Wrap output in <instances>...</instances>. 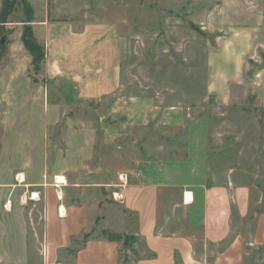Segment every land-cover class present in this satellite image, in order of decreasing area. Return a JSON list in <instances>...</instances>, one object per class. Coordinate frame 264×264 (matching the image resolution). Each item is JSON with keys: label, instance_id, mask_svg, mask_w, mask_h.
I'll return each mask as SVG.
<instances>
[{"label": "rangeland", "instance_id": "1", "mask_svg": "<svg viewBox=\"0 0 264 264\" xmlns=\"http://www.w3.org/2000/svg\"><path fill=\"white\" fill-rule=\"evenodd\" d=\"M28 1L45 49L39 68L21 39L22 7L0 25L5 203L20 199L21 172L38 174L27 162L49 171L70 153L67 177L99 197L90 234L123 182L142 178L171 204L192 187L248 186L252 234L264 212V0ZM18 64L20 77L4 76ZM12 216L7 230L18 232ZM121 240L131 264L138 242ZM245 264H264V247L248 246Z\"/></svg>", "mask_w": 264, "mask_h": 264}, {"label": "crops", "instance_id": "2", "mask_svg": "<svg viewBox=\"0 0 264 264\" xmlns=\"http://www.w3.org/2000/svg\"><path fill=\"white\" fill-rule=\"evenodd\" d=\"M16 56L11 54L9 61L14 63ZM16 67L6 68L4 76L13 72L9 76L16 80L21 65ZM14 84L8 89H15ZM72 158L70 153L58 156L49 171L42 162H27L39 172H21L20 199L9 197L5 203L6 194L0 196V264H122V240L109 239L104 230L137 240L136 252L128 257L131 264H245L248 246L264 247V212L256 215L248 234L250 189L232 183L185 189L171 204L156 181L127 182L120 189L123 198L107 203L112 208L102 207L100 232L90 234L99 197L92 201L91 188L67 177L75 167ZM61 176L65 182L58 180ZM16 212L20 229L7 230Z\"/></svg>", "mask_w": 264, "mask_h": 264}, {"label": "trees", "instance_id": "3", "mask_svg": "<svg viewBox=\"0 0 264 264\" xmlns=\"http://www.w3.org/2000/svg\"><path fill=\"white\" fill-rule=\"evenodd\" d=\"M19 6L22 7L25 19H24V30L21 36L22 42L27 50L32 55L33 64L36 68H39L40 63L45 54L44 46L36 39L33 34L31 22L33 21L34 8L28 0H2L0 8V25L11 22L12 16L17 12ZM1 58V56H0ZM104 236L109 239H122V236L116 233H111L107 230L103 231ZM90 234L85 235L87 239Z\"/></svg>", "mask_w": 264, "mask_h": 264}, {"label": "built area", "instance_id": "4", "mask_svg": "<svg viewBox=\"0 0 264 264\" xmlns=\"http://www.w3.org/2000/svg\"><path fill=\"white\" fill-rule=\"evenodd\" d=\"M126 184H127V182L124 181L123 184L121 185V187L124 188ZM114 195H115V198L117 197V198H119V200L123 198V194L120 191L115 192ZM31 197H34V193L32 194ZM37 198H39V196ZM60 214H62L61 209H60Z\"/></svg>", "mask_w": 264, "mask_h": 264}, {"label": "bare ground", "instance_id": "5", "mask_svg": "<svg viewBox=\"0 0 264 264\" xmlns=\"http://www.w3.org/2000/svg\"><path fill=\"white\" fill-rule=\"evenodd\" d=\"M21 177H23V175H21ZM20 177V178H21ZM58 180L61 181V182H65V178L64 177H58ZM36 196H38V194H35ZM187 198L188 199H191L192 198V195L190 193L187 194Z\"/></svg>", "mask_w": 264, "mask_h": 264}]
</instances>
